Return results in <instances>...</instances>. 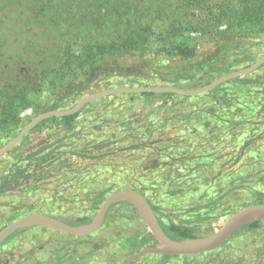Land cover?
Wrapping results in <instances>:
<instances>
[{"label":"trees","instance_id":"16d2710c","mask_svg":"<svg viewBox=\"0 0 264 264\" xmlns=\"http://www.w3.org/2000/svg\"><path fill=\"white\" fill-rule=\"evenodd\" d=\"M207 1L0 0V147L16 135L13 133L21 122L20 114L25 110H30L35 116L45 111L70 108L82 97L99 90L145 85L144 76L134 75L133 69L138 66L126 64V59H159L165 63L193 59L196 47L183 35L185 28L179 17L186 10L208 11ZM208 15L212 21L226 19L233 36H245L248 42L264 38V0H229L222 9L209 10ZM257 71H264V64L255 72L196 96L174 93L114 94L86 104L75 114L45 119L0 158V166L6 170L0 191L16 187L28 179L36 185H46L54 175L58 183L52 192L60 187H71L76 192L81 190L79 197H92L93 209L97 211L104 198L119 188L105 190L101 181L97 180L86 184L88 177L104 173L111 167L119 170L123 166L121 153L153 142L150 140L152 127L146 137H139L136 133L139 129L137 123H145L147 112L164 106L175 110L181 105L186 113L172 117L178 122V139L185 137L183 131L188 127L208 142L231 135L233 143L236 137H240L237 143H242L238 146V156L242 157L243 168L229 173L246 172L251 181H247L243 189H249L254 200L239 204L237 209L261 203L264 201V74L256 75ZM213 74L214 71L207 69L175 83L185 89L198 88L207 85ZM247 127H250L248 133L244 132ZM36 134L43 135L39 144L34 140L33 135ZM192 135L188 132L187 138ZM123 137L128 139L123 140ZM116 138L118 142L137 143L129 149L118 147L107 150ZM162 146L159 145L155 151L161 153L163 159L168 158L174 149L181 150L175 147L163 149ZM93 151L97 153L93 154ZM71 156L78 160H71ZM107 156H119L120 160H105ZM213 158L216 155L194 158L195 167L187 171L179 170L183 174L176 177L170 172L179 168H174L171 163L162 175L169 188L167 197L178 195L189 176L193 179L194 176L206 177L208 170L202 165L209 163L213 166ZM183 159L186 162L192 160L188 156ZM88 160L96 166L95 172L89 171L92 164ZM156 161L153 156L146 157V168L157 167ZM205 184L203 182L202 185ZM128 189L139 191L146 197L148 191H155V184L141 182L134 189ZM36 190L48 191L49 188L35 186L26 192ZM146 199L170 238L182 240L203 236L196 232L194 226L172 222L151 199ZM207 207L206 220L213 214V203H208ZM36 210L34 206L24 211L13 210L0 230L22 215L36 213ZM92 216L93 213L79 214L65 222L80 225L88 223ZM54 217L63 220L59 215ZM124 219L131 222L140 220L129 204L116 203L107 211L103 225ZM263 224L260 221L242 227L214 252L192 256H148L156 258L154 264H169L178 258L182 259L181 264H195L198 259L200 264H211L217 255L238 243L242 244ZM208 227L207 230H210L211 225ZM32 228L35 227L14 232L1 246ZM120 239L127 255L148 243L156 244L146 227L142 232L128 231ZM61 248L64 252L69 250L63 245ZM257 253L258 250L254 254Z\"/></svg>","mask_w":264,"mask_h":264},{"label":"rangeland","instance_id":"374dc122","mask_svg":"<svg viewBox=\"0 0 264 264\" xmlns=\"http://www.w3.org/2000/svg\"><path fill=\"white\" fill-rule=\"evenodd\" d=\"M228 1L208 0L206 5L211 11L222 9ZM208 11L186 10L179 17V22L183 21L182 26L185 28L183 35L188 42L196 47V56L193 59L171 60L166 63L159 59H126V64L138 66L133 69L134 75L144 76L145 85L177 86L175 82L201 74L207 69L214 71L213 78L220 77L228 73L227 69L243 68L264 54V38L248 42L245 36H233L231 30L228 29L227 20L212 21ZM127 73L131 74V71ZM257 74L262 75L264 71H257ZM163 79L165 81L162 82ZM169 103L171 104V102ZM181 107L178 105L175 110H171L164 106L147 112L144 117L146 118L145 123H137L136 126L139 129L136 133L138 132L139 137H146L152 127L153 133L150 140L153 142H147L134 150H129L128 153H121L120 158L123 159V166L119 170L111 167L104 173H94L88 177L85 183L88 184L90 180L101 181V187L105 190L111 188L134 189L136 184L141 182L148 185L155 184V191H148L146 197L160 208L163 215L174 223L194 226L200 235H207L209 231L217 229L231 213L235 212L239 204L254 200L251 191L243 189V185L251 180L247 177L246 172L229 173L234 169L241 170L243 168L242 157L238 156V146L242 143V141L239 142L240 144L237 143L240 137H236L233 143L231 135L224 136L218 141L208 142L206 138L196 136L197 131L188 127L185 131L182 130L185 137L178 139V129H176L178 122L172 117H179L186 113ZM33 116L34 114L30 110L23 111L20 114L21 122L13 134L19 132ZM249 130L250 127H247L244 132L248 133ZM188 132L193 134L189 138H187ZM33 136L36 143L42 142L43 135ZM122 139L128 138L123 137ZM136 143V141L118 142L116 138L113 143L108 145L107 150L118 147L129 149ZM161 144L163 149L175 147L181 150L174 149L168 158L163 159L162 154L155 151V148ZM92 153L96 154L97 151ZM208 154H214L216 158L211 160L213 166H209V163L202 165L204 169L208 170L207 176L202 178L194 176V179L189 176L185 179L187 184L180 187L178 195L168 198V184L164 183L162 175L170 168L169 165L172 163L175 165L174 168H179L170 172L171 176L176 177L183 174L179 170L187 171L195 167L194 158ZM151 156L158 161L157 167L147 169L145 158ZM185 156L192 160L184 161ZM111 158L115 160L114 162L120 160L119 156H115V158L107 156L104 159ZM70 159L78 160L75 156H71ZM87 162L92 164L89 171L95 172L96 166L92 163L93 161L88 160ZM154 170L157 171L152 173ZM5 173L4 167L0 166V183ZM203 182L206 184L202 185ZM57 183L56 177L52 175L46 185L42 183L36 185L28 179L21 181L16 187L10 186L8 189L0 191V226L7 222L9 214L13 210L24 211L29 206L36 207V213L53 217L59 215L64 221L72 220L79 214L93 213L94 215L96 213V210L93 209L92 197L84 195L80 198L79 195L82 194V191L76 192L71 187L56 188L57 191L52 192L51 190L57 186ZM35 186L42 188L47 186L49 190L26 192ZM208 203H213V214H210L206 220L204 216L209 208L207 207ZM209 225H211V229L207 230ZM144 230L145 226L138 219L135 222L124 219L118 223L105 224L88 236L64 234L44 227H35L21 232L17 237L0 246V264H119L127 256L120 237L126 235L128 231L142 232ZM250 243H252L251 246H249ZM62 245L69 250L64 252L61 248ZM148 245L152 244L148 243ZM256 250L259 253L254 254ZM155 261V257L146 255L135 262H137L136 264H154ZM181 263V258L169 262V264ZM195 264H200L199 259L195 261ZM211 264H264V224L258 232L250 235L249 239L242 244L238 243L234 245V248L227 249L217 255Z\"/></svg>","mask_w":264,"mask_h":264},{"label":"water","instance_id":"95a60500","mask_svg":"<svg viewBox=\"0 0 264 264\" xmlns=\"http://www.w3.org/2000/svg\"><path fill=\"white\" fill-rule=\"evenodd\" d=\"M263 64L264 54L246 67L213 78L207 85L193 89L172 85H143L118 86L96 91L82 97L70 108L45 111L33 116L15 136L0 147V158L15 147L41 121L54 116L75 114L90 102L114 94L174 93L182 96H196L209 92L229 80L255 72ZM120 202L127 203L134 209L156 244L142 247L138 251L125 256L119 264H131L146 255L192 256L214 252L229 241L242 227L253 222H264V203H256L236 210L217 229L207 235L174 240L164 232L151 205L143 194L136 190H117L109 193L104 198L88 223L70 225L60 218L42 213H32L17 218L0 230V246L14 232L30 227H44L64 234L88 236L103 226L109 208Z\"/></svg>","mask_w":264,"mask_h":264}]
</instances>
